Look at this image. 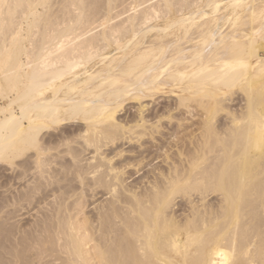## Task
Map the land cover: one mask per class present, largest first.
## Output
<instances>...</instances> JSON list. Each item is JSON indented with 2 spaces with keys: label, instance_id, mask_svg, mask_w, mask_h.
I'll return each instance as SVG.
<instances>
[{
  "label": "bare ground",
  "instance_id": "bare-ground-1",
  "mask_svg": "<svg viewBox=\"0 0 264 264\" xmlns=\"http://www.w3.org/2000/svg\"><path fill=\"white\" fill-rule=\"evenodd\" d=\"M0 99V264H264V0H0Z\"/></svg>",
  "mask_w": 264,
  "mask_h": 264
},
{
  "label": "rangeland",
  "instance_id": "rangeland-1",
  "mask_svg": "<svg viewBox=\"0 0 264 264\" xmlns=\"http://www.w3.org/2000/svg\"><path fill=\"white\" fill-rule=\"evenodd\" d=\"M246 1H251V0H246ZM257 2L259 1V0H256ZM204 11H207V13L209 12V10H208V8H205L204 9ZM158 95V96H157ZM163 95V96H162ZM167 95V96H166ZM155 96V95H154ZM154 96L151 98L150 97V99H148V97L147 98H145L144 99V101L145 102H148V103H145L144 104V102H143V100L141 101V102H138V101H134V102H132V100H127L125 103V105H124V110L120 113V115L122 116V115H127V116H130V114H131V116L133 115V114H135V113H137L138 112V110H139V108H140V105L141 104H144L143 106H147V108H144V111H147L148 109H149V111L151 112L153 109H155V108H153V107H156L157 109L159 108L160 109V107H164V105L166 106V105H169V104H172V105H174V107H175V104H176V97L174 96V95H171V94H163V92H161V93H157L156 94V96L157 97H155L154 98ZM161 96V97H160ZM173 96V97H172ZM160 97V98H159ZM166 97V98H165ZM172 98V99H171ZM173 98H175V99H173ZM147 99V100H146ZM172 100V101H171ZM151 103H150V102ZM157 101H159V102H157ZM163 101V102H162ZM170 101H171V103H170ZM173 101H175V102H173ZM129 102V103H128ZM132 102V103H131ZM138 102V103H137ZM155 102V103H154ZM173 102V103H172ZM150 103V104H149ZM164 103H166V104H164ZM8 104V101L7 100H4V99H0V106H6ZM136 104V105H135ZM146 104H148V105H146ZM238 104H240V101L239 100H237L235 103H234V105H236L237 107H238ZM242 104H244V103H242ZM131 105V106H130ZM138 105V106H137ZM156 105V106H155ZM162 105V106H161ZM131 107H133V108H131ZM236 107V108H237ZM128 108H129V111H128ZM138 108V109H137ZM151 108H153V109H151ZM235 108V109H236ZM240 108V106L238 107V109ZM132 109V110H131ZM127 110V111H126ZM133 111V112H132ZM131 112V113H130ZM133 113V114H132ZM146 113H148V112H146ZM190 115H186V117H189ZM200 119L201 118H199V116H196L195 118H193V120L195 121V122H200ZM191 121L192 120H189V122H187L186 124H190L191 123ZM168 121H164V123H167ZM173 123V125H175V124H177V121H173L172 122ZM197 127H198V124L196 125ZM57 133V132H56ZM125 148H128V145H126L125 146ZM8 164H4V163H0V196L1 195H6L5 193L7 192V190L9 191L10 189V191H15V192H18V190L17 189H19V190H22L23 188L25 189L26 188V186H28V183H30L31 181L29 180V178H28V180H26V179H24L23 181H21L22 179H18L17 178V176H16V174L18 173L17 171H19L20 169H19V167L16 165V164H14L13 166H7ZM21 171V170H20ZM19 171V172H20ZM18 175V174H17ZM16 177V178H15ZM16 179H18L19 180V182L16 180ZM26 180V181H25ZM29 181V182H28ZM132 181V179L129 181V182H131ZM10 182V183H9ZM28 182V183H27ZM7 183V184H6ZM9 183V184H8ZM6 184V185H5ZM8 189H7V188ZM5 189H7V190H5ZM4 191H5V193H4ZM14 192V193H15ZM11 193V192H10ZM12 194V193H11ZM10 194V195H11ZM7 195H9L8 193H7ZM106 198H108L107 196H105V197H103V199H106ZM103 199H100V201L101 200H103ZM94 201H96L95 199L93 200V202ZM100 201H98V202H96L95 203V205L97 204V203H99ZM95 205H93V206H91L90 208H88L89 207V204H87L86 205V209H85V211H87V209H89L90 211L92 210V208L95 206ZM88 206V207H87ZM176 209H177V207H176ZM37 214L36 213V211H34L33 212V214ZM33 214H32V216L31 215H28V214H26L24 217H22L23 218V222H21V225L23 224H26V223H33L34 222V220L36 219L35 218V216H33ZM34 214V215H35ZM179 214H183V212H180ZM85 216H81L80 217V219L81 218H84ZM25 219V220H24ZM81 220H83V219H81ZM27 225L28 224H26V225H24V226H26L27 227Z\"/></svg>",
  "mask_w": 264,
  "mask_h": 264
}]
</instances>
